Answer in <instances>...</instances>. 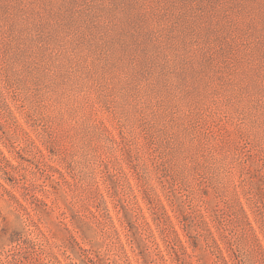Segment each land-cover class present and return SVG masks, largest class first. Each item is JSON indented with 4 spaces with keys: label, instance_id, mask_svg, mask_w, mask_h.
<instances>
[{
    "label": "rangeland",
    "instance_id": "1",
    "mask_svg": "<svg viewBox=\"0 0 264 264\" xmlns=\"http://www.w3.org/2000/svg\"><path fill=\"white\" fill-rule=\"evenodd\" d=\"M264 264V0H0V264Z\"/></svg>",
    "mask_w": 264,
    "mask_h": 264
},
{
    "label": "trees",
    "instance_id": "2",
    "mask_svg": "<svg viewBox=\"0 0 264 264\" xmlns=\"http://www.w3.org/2000/svg\"><path fill=\"white\" fill-rule=\"evenodd\" d=\"M214 244H215V246L219 252V257H220V260L222 261V263L223 264H229V261L226 259L220 244L215 239H214ZM190 264H194V262H190Z\"/></svg>",
    "mask_w": 264,
    "mask_h": 264
}]
</instances>
